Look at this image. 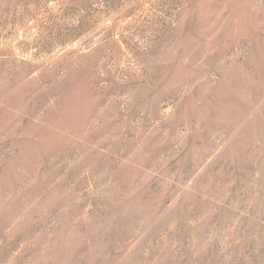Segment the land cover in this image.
<instances>
[{
  "label": "rangeland",
  "instance_id": "1",
  "mask_svg": "<svg viewBox=\"0 0 264 264\" xmlns=\"http://www.w3.org/2000/svg\"><path fill=\"white\" fill-rule=\"evenodd\" d=\"M0 264H264V0H0Z\"/></svg>",
  "mask_w": 264,
  "mask_h": 264
}]
</instances>
